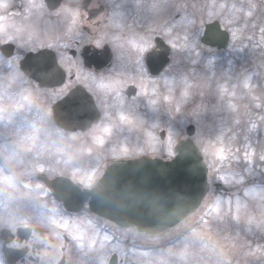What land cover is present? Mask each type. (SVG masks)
<instances>
[{
    "label": "flooded vegetation",
    "instance_id": "flooded-vegetation-1",
    "mask_svg": "<svg viewBox=\"0 0 264 264\" xmlns=\"http://www.w3.org/2000/svg\"><path fill=\"white\" fill-rule=\"evenodd\" d=\"M246 1L230 3L247 11L257 7ZM214 22L229 31L231 41V29L209 0L0 4V264H97L99 245L108 253L107 264H181V254L189 264L217 261L218 238L210 224L216 223V204L241 195L239 188L219 181L218 149L215 153L197 141L211 165L209 191L197 213L157 236L99 218L88 203L69 211L51 185L66 178L91 188L119 160L172 159L175 145L170 154L168 142L161 140V152L149 154L150 137L134 134L156 121L162 126L158 136L169 122L171 68L178 64L180 79L186 71L195 79L196 70L187 68L193 60L227 51L202 41ZM32 25L39 29L35 36L28 32ZM43 51L56 60L57 70L40 60L23 66L29 54ZM36 72L45 74L30 77ZM59 118L73 128L61 127ZM183 138L181 130L176 142ZM227 234L222 237L229 239ZM94 235L105 238L91 243ZM191 238L195 244L186 246Z\"/></svg>",
    "mask_w": 264,
    "mask_h": 264
},
{
    "label": "rangeland",
    "instance_id": "rangeland-1",
    "mask_svg": "<svg viewBox=\"0 0 264 264\" xmlns=\"http://www.w3.org/2000/svg\"><path fill=\"white\" fill-rule=\"evenodd\" d=\"M209 1L218 7V18L231 29L232 38L224 54L207 61L193 60L187 66L196 70L195 79L187 76V71L180 79L178 64L171 68L170 120L163 125L165 142L171 154L180 131L185 135L188 124L196 125L195 140L208 150L220 151L215 154L219 181L241 192L234 202L216 204V223L210 224L218 238L217 261L202 264H264V0H247L250 8L257 5L248 11L241 4L231 5V0ZM5 2L0 0V4ZM38 26L43 30V24ZM45 28L50 30L48 25ZM38 30L32 25L28 32L35 36ZM199 63L202 69H198ZM161 127L153 121L144 130L136 129L134 136L152 140L149 154L161 152L162 141L155 134ZM204 232L208 235L209 229ZM225 233L231 241L222 237ZM103 238L94 235L89 240L99 243ZM185 243L195 244L192 238ZM97 249L101 252L97 264H107L103 259L108 253L101 245ZM180 258L181 264H189L187 255Z\"/></svg>",
    "mask_w": 264,
    "mask_h": 264
},
{
    "label": "water",
    "instance_id": "water-1",
    "mask_svg": "<svg viewBox=\"0 0 264 264\" xmlns=\"http://www.w3.org/2000/svg\"><path fill=\"white\" fill-rule=\"evenodd\" d=\"M206 27L203 42L219 49L226 48L229 33L221 28L220 23L214 22ZM39 60L43 66L57 70L56 60L46 51L29 54L23 66H33ZM43 74L29 73L38 80ZM57 80L61 82L59 72ZM65 106L66 103L61 104L59 109ZM59 125L73 128L70 122L60 118ZM186 131L188 137L177 143L176 155L169 161L147 156L118 161L91 189H82L64 178L51 185L68 210H80L88 203L92 212L118 227H133L152 236L163 233L195 213L208 191L209 170L200 148L192 139L197 130L190 125ZM165 136V131L161 132V138L165 139Z\"/></svg>",
    "mask_w": 264,
    "mask_h": 264
}]
</instances>
